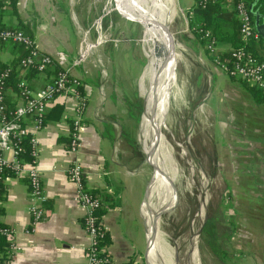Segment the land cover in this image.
<instances>
[{"label":"crops","instance_id":"crops-1","mask_svg":"<svg viewBox=\"0 0 264 264\" xmlns=\"http://www.w3.org/2000/svg\"><path fill=\"white\" fill-rule=\"evenodd\" d=\"M96 1L14 0L9 5L6 0L0 11V26L27 29L35 47L52 57L55 63L52 69L60 66L82 79L87 99L78 149L71 150L68 143L77 104L71 94H59L47 106L46 112L56 108L58 118L47 120L35 134L36 164L45 197L41 202L44 210L41 221L31 223L32 196L26 177L8 174L3 182L0 222L13 230L10 250L5 240L10 264L86 262L89 237L84 228L85 209L77 201L76 187L67 175L69 165L74 162L81 165L86 188L102 198L100 219L107 230L102 245L112 261L141 264L146 258V218L151 237L148 264L163 262L150 228V180L148 186L143 185V172L129 126V97L123 92L122 77L116 74L119 53L113 51L119 46L96 42L93 24L95 17L102 16L98 14L101 10ZM179 1L185 13L196 8L199 0ZM211 1L218 12L214 14L218 23L213 34L216 51L224 54L233 48L225 35L234 30L237 18L233 12L234 0ZM254 3V10L264 17V0ZM119 10L126 19L137 21L132 19L134 11L129 6ZM196 19L200 21L199 16ZM192 35L187 38L186 47L195 55L196 50L205 47ZM84 42L91 56L85 63L74 66ZM204 54L206 57L203 53L195 57L206 70L205 94L200 82L196 107L198 112H206V128L212 132L206 143L211 175L222 178L223 201L227 202L223 205L230 223L237 226L234 236L238 238L239 248H230L227 253L237 258L238 264H264V96L255 94L239 78L223 71L214 63L212 53L204 51ZM127 55L129 50L122 53V60ZM13 57L12 44H0V62H10ZM53 75L47 71L35 73L27 81L33 90H38Z\"/></svg>","mask_w":264,"mask_h":264},{"label":"rangeland","instance_id":"rangeland-1","mask_svg":"<svg viewBox=\"0 0 264 264\" xmlns=\"http://www.w3.org/2000/svg\"><path fill=\"white\" fill-rule=\"evenodd\" d=\"M125 1L140 8L144 16L141 17L133 10L132 19L137 21L128 20L119 11V8L127 5L123 0H98L96 5L101 10L98 14L102 16L98 19L95 17L93 31L97 43H114L119 46L118 50L113 51L114 54L119 53L116 74L122 77L123 92L129 97V126H132L130 129L135 140L134 150L139 156V168L143 172V185L146 183L148 186L150 180V215L157 226L153 227L151 223L150 228L152 232L156 230L161 238H156L157 248L163 256L161 264H175L176 259L174 254L166 249L165 242L173 249L176 244L179 255L194 243L198 249L199 264H238V259L230 257L227 253L230 248H239V242L234 236L237 226L230 223L223 205L227 203L223 201V180L220 177H212L210 163L206 160V143L212 132L206 128V112H198L196 107L200 99V82H203L202 90L203 95L205 94L206 79L203 76L206 70L196 62L195 57H198L199 53L206 57L205 49L196 50L194 55L189 47H186L187 38L193 35L183 18L182 2L173 0L174 5H171L170 0L171 8L167 10L166 20L174 17V56L178 57L173 74L171 62H168L162 45L155 43L146 27L145 8L153 13V4L148 8L144 7L142 0ZM122 47L125 50H120ZM126 49L129 50V56L124 57L129 60H122V53L128 51ZM146 52L154 57L159 54L161 56L160 61L150 71L152 57ZM155 79L162 85L158 87ZM149 100L157 106L156 116ZM184 144L191 153L190 158L188 155L180 156ZM173 150L180 163L182 176H177L175 156L171 157L175 170L163 180V186L156 187L159 166L163 169L167 165ZM188 160H192L200 175L197 171L191 174ZM160 203L163 205L159 208ZM144 219L148 241L149 226L147 219ZM148 262L146 255L141 264ZM183 262L180 264H184Z\"/></svg>","mask_w":264,"mask_h":264},{"label":"built area","instance_id":"built-area-1","mask_svg":"<svg viewBox=\"0 0 264 264\" xmlns=\"http://www.w3.org/2000/svg\"><path fill=\"white\" fill-rule=\"evenodd\" d=\"M6 0H0V9ZM206 0L198 2L204 7ZM193 7L183 13V18L188 24L190 32L199 30L201 39L206 42V48L213 55V61L227 74L246 80L250 85L260 89L264 94V61L259 60L245 47L232 48L228 53L227 60H221L217 54L216 40L207 30L199 28L194 22ZM234 10L240 24V34L244 43L258 40L260 34L256 31L254 20L248 9L246 0H234ZM0 41L23 43L31 48L29 55L22 60L21 65L25 68H34L44 73L48 66H53L54 61L50 55L35 47L32 38L22 30L2 28L0 29ZM91 56L90 48L83 43L75 59L74 66L81 65ZM231 62V67L228 62ZM13 68L8 66L0 71V192L3 191V182L7 177L6 171L14 175H24L27 179L32 203L29 205L31 223L35 225L44 216L41 202L45 200L42 190L40 172L37 168V141L36 132L44 126V116L47 106L59 95L71 94L77 101L72 115V129L69 135V147L71 150L78 149L81 133L84 130L83 116L87 107V99L80 90L84 84L80 77L72 75L68 69L58 71L56 75L48 79L38 90H33L22 73L16 83L17 91H11L15 106L11 110L6 103L8 90L5 80L10 77ZM23 138H27L30 146L29 157L26 160L22 155L25 147L22 145ZM69 180L76 187V199L84 207V228L89 237L87 260L84 264H115L103 247V240L107 230L96 214V210L102 206V198L89 191L84 183L83 170L78 162L69 165L67 169ZM0 234L8 243V249L13 247V230L2 225ZM10 253V251H9ZM0 264H10L4 260Z\"/></svg>","mask_w":264,"mask_h":264},{"label":"trees","instance_id":"trees-1","mask_svg":"<svg viewBox=\"0 0 264 264\" xmlns=\"http://www.w3.org/2000/svg\"><path fill=\"white\" fill-rule=\"evenodd\" d=\"M202 0H199L198 2H200ZM14 0H9V5L13 4ZM247 2V6L249 11L251 12V9L254 10V6L257 7L259 4L258 2H256V4L254 3L255 0H246ZM255 4V5H254ZM2 10V8L0 9V11ZM192 11L194 12L195 16H194V22L196 24H198L199 28H201L202 30H207L209 31L210 35L212 37H214V33L216 28H218V23H216L214 14L215 11L214 10V5L212 3L211 0L206 1V4L204 7H201L200 5H198L197 3V7L193 8ZM234 14H235V10H233ZM218 14V12H217ZM252 14V12H251ZM200 17V21L198 22L196 17L198 16ZM253 16V14H252ZM235 17L236 14H235ZM234 30L231 34L229 35H225V38H227L230 42L233 43V48H239V47H245L246 50L250 51L253 55H255L259 60L264 61V38L260 35V38L258 40H251L247 43H244V41L242 40V36L240 34V24L238 19L236 18V21L234 22ZM2 28H13V29H19L22 30L27 36H29L30 38H32L27 32L28 30L22 27H3L0 26V29ZM27 32V33H26ZM193 34L196 35L197 38H199V40L201 41V44L204 45L205 47V52L209 53V51L206 48V42L204 39H201V32L199 30H194L192 31ZM215 38V37H214ZM5 43H11L12 44V48L14 51V57L10 62H0V71H2L4 68L11 66L13 68V71L11 72V75L9 78H7L5 80L7 87L6 89L8 90V93L6 95V103L9 109H13L15 106V101H13V95L9 92L11 91H17V87H16V83L18 81V79L22 76L21 74L24 73L25 78L27 79L28 77L32 76L33 74L37 73L38 71L34 68H25L24 66L21 65V62L23 59H25L28 55L29 52L31 50V48L23 43H16V42H3L0 41V44H5ZM219 58L221 60H227L229 57V53L226 52L224 54H218ZM55 66V63L54 65ZM53 66H48L46 68V71L49 73H52L54 75L57 74L58 71H61L63 68L60 66L55 67L54 69H52L51 67ZM228 66L231 67V62L229 60L228 62ZM53 75V76H54ZM229 75V74H228ZM231 77L235 78L234 76L230 75ZM239 80L243 81V83H245V85L247 86L248 89L252 90L253 92H255V94H258L260 96H264V94L262 93V91L252 85H250L246 80L239 78ZM80 90H82L83 92V88H81ZM56 108L52 107L51 109H49L44 116V124L47 120L50 119H57V115H56ZM59 113V112H58ZM69 143V140H68ZM22 145L25 147V152L23 153V157L26 160H30L29 157V151H30V146L27 142V138H23L22 140ZM5 174H12L10 171H6ZM94 193V192H93ZM1 194L2 192H0V198H1ZM95 194V193H94ZM204 203L206 202V198L205 201H203ZM100 211H101V207L98 208L96 210V214L98 215V217L100 218ZM4 225L0 222V227ZM104 241V240H103ZM229 254V253H228ZM9 252L7 251V243L4 239V237L0 234V262L4 261V260H10V256H9ZM226 256H228L226 254ZM133 262L130 261L128 264H132Z\"/></svg>","mask_w":264,"mask_h":264},{"label":"bare ground","instance_id":"bare-ground-1","mask_svg":"<svg viewBox=\"0 0 264 264\" xmlns=\"http://www.w3.org/2000/svg\"><path fill=\"white\" fill-rule=\"evenodd\" d=\"M142 1L144 4V7L146 6L149 8V6L153 4V10H152L153 13H150V11L146 10V8H145L146 27H147L150 35L152 36L153 40L155 41V43L162 45V48L165 52V55L168 59V62H171V69H172L173 74H174L175 63H176V60L178 59V57L174 56L176 54V52H175V39H174V35H173L174 34L173 21H172L173 18H171V19L168 18L169 19L168 21L166 20L167 19V17H166L167 16V14H166L167 10H169L171 8L170 0H142ZM123 2H125L127 4V6H129L131 9L138 12L141 17L144 16L142 11L140 10V8H138V7L136 8L132 5H130L129 2H127L125 0H123ZM119 11L122 12L121 10H119ZM170 12H171V10H170ZM157 44H155L156 49H157ZM160 59H161L160 54L157 55L156 57L152 56L151 64L149 66V71L152 67H154L160 61ZM156 81L157 80L155 79V82ZM156 84L158 85V87L162 85V84L161 85L158 84V82H156ZM149 103L153 107L152 110L154 112V116H156L155 112L157 110V106H155V104H154L155 102H153L152 100H149ZM181 149H182V154L180 156H187L188 155V157L190 158L191 153H190L189 149L187 147H185V144H184V146H182ZM174 156H175V153L173 150L172 155L169 158L170 161L167 162V165L163 169L161 168V166H159L160 172L158 173V176L156 177V180L157 181L159 180L158 181V187L160 185L163 186L164 185L163 180H166L167 177L170 176L171 172L175 170L174 166L172 165V162H171V157H174ZM188 161L190 162L189 164L191 165V174L194 173L195 171H197L198 172L197 174L200 175L198 168H196L193 165L192 160L191 161L188 160ZM169 163H171V164H169ZM175 163L177 165V170H176L177 176L181 178L182 170L179 166L180 163H178L176 156H175ZM170 165H172V166H170ZM161 169H162V171H161ZM162 205L163 204L160 203L159 208ZM152 223H153V227H157L153 221H152ZM194 234H196V233H194ZM153 235L158 240L161 239L159 237V235L157 234L156 230H153ZM165 245L167 246V248L166 247H164V248H166L167 250H170L174 254V256L176 258L175 264H180L182 261H184L183 262L184 264H199L198 263V258H199L198 257V249L196 248L197 245L195 246L194 243H191L189 245V247L187 248V250L183 254H180V255L178 253L179 249L177 248L176 244L174 246V249L171 246H169L168 244H166V242H165ZM177 257H178V259H177ZM176 260H177V262H176Z\"/></svg>","mask_w":264,"mask_h":264},{"label":"water","instance_id":"water-1","mask_svg":"<svg viewBox=\"0 0 264 264\" xmlns=\"http://www.w3.org/2000/svg\"><path fill=\"white\" fill-rule=\"evenodd\" d=\"M251 9V12L254 16V26H255V29L256 31L262 36L264 37V17L257 11V10H252ZM260 19H262L260 21ZM174 73H175V70H174ZM150 234L148 235V244H147V248H146V255H148V252L151 248V237H149Z\"/></svg>","mask_w":264,"mask_h":264}]
</instances>
